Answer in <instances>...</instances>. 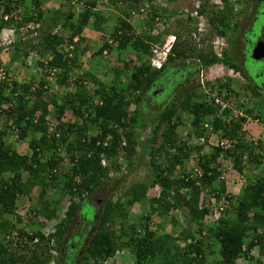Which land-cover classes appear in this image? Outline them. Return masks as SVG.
I'll list each match as a JSON object with an SVG mask.
<instances>
[{"label": "trees", "instance_id": "obj_1", "mask_svg": "<svg viewBox=\"0 0 264 264\" xmlns=\"http://www.w3.org/2000/svg\"><path fill=\"white\" fill-rule=\"evenodd\" d=\"M24 1H8L3 12L8 14L16 9L23 23L40 22L41 10L34 14L32 11L40 7L41 0H31L33 6L30 8L24 5ZM209 1L215 3L204 0L197 6L198 16L206 15ZM104 2L72 0L65 12H54L56 17L50 20V25H40L35 37L19 38L8 45L12 50L9 66L18 61L24 65L27 58H34L30 67H38L41 76L37 84H32L33 78L22 83L0 82V116L5 119L0 130V234L15 230L24 234L23 229L18 227L21 223V217L16 212L19 197H30L37 186L40 187V195L44 196L47 188H55L61 182V194L67 195L70 202L51 234L59 254L63 244L62 234L80 206L87 204L86 199L98 191L115 190V184H122L136 170L145 168L148 184H131L115 202L112 201V194L107 195L95 220L91 224L84 221L86 231L90 229L86 244L78 252L80 245L69 247L66 259H57L54 264H105L120 250H127L132 255L133 264H147L149 260L156 261V264H205L207 239L210 244L218 245V264H236L238 259L262 264L259 259L253 258L251 251L257 249L259 256L264 257V173L255 176L258 179L249 182L240 196L224 195L228 206L211 225L204 222V218L212 214L213 204H210L209 197L207 200L202 197L204 199L200 201L203 194H213L218 200L224 194L223 189L215 184L222 173L219 158L229 160L233 172L240 174L244 173L247 165L255 170L264 161L262 140L252 141L246 135L245 125L252 109L245 108L236 100L239 92L231 88V78L216 80L208 87L210 92L207 93L189 76L222 64L248 81V85L238 86V90H246L261 100L264 87L257 85L239 66L245 59L237 63L230 55L234 44L229 37L231 39V35L238 30L237 19L240 17L235 5L238 1L221 0V4H214L220 10L207 15L209 30L214 37L222 38L225 46H230L228 50L224 47L222 54L217 56L211 45L207 46L206 52L198 48L203 40L192 45L186 40L180 42L179 35L175 34L171 52L160 69L149 64L150 47L153 43L161 44L164 39L136 35L133 26L126 20L128 12H125V18L117 17L111 28L110 41L103 40L93 55L111 51L114 44L118 50L133 49L139 61L146 57L144 63L133 67L126 89L117 88L116 83L106 85L88 72L75 78L71 76L81 66L82 56L90 55L85 44L87 40L83 37L84 30L90 27L102 33L105 18L98 7L105 5ZM107 2L129 3L130 9L137 10L135 7L140 0ZM78 6L81 10L77 12L75 8ZM168 14L184 16L180 12ZM153 16L159 17L155 12ZM195 18L188 13L184 22L190 23ZM6 25L0 21V29ZM196 32L197 29L188 30L193 39L198 34ZM65 45H72V49L64 50ZM175 61H178L177 65L173 64ZM127 66L128 63H124V67ZM172 68L178 70L184 82L174 86L169 102L162 104V109L154 115L144 108L145 96H151L157 85L162 86L163 92V84ZM51 70L56 71L57 90L54 92L47 79ZM187 72L190 74L186 75ZM118 77L117 73L116 79ZM88 81L95 86L92 91L86 88ZM71 86L73 91L68 90ZM58 90L65 92L59 101L56 97ZM151 99H154L153 96ZM231 100H236V103L231 105ZM49 106L55 110L58 121L66 111L73 113L74 121L66 124L58 122L49 131L46 121L50 114ZM131 106L134 107L132 112L129 111ZM181 113L190 117L186 139L179 138L176 133L184 123ZM254 119L264 122V115L256 114ZM145 128H149L148 138L140 141L139 136ZM90 129L96 134L91 136ZM161 129L163 132L159 133ZM9 131L16 132L19 140L38 136L36 141L29 143L30 155L18 154L3 142ZM159 137L162 140L156 145ZM212 138H216L217 142L206 152L205 148ZM191 139L196 140L191 142ZM102 158L107 161L105 166L101 164ZM119 158L127 165L121 166ZM65 159L70 166L63 165L66 170L60 175V165ZM188 160L194 162L191 169L185 164ZM193 169L200 174L193 173ZM22 171L27 173L25 179L22 178ZM154 186L159 187V192L148 196L149 189ZM42 198L30 207L29 213L35 218L42 216L51 221L56 216L57 206L54 204L49 208L50 204ZM145 203L148 208L144 209L145 214L139 222L127 224L128 210ZM12 216L15 220L10 219ZM154 217L159 221H169L172 228L168 231H158V226L153 228ZM34 224L37 221L31 219L29 226ZM46 224L42 223L38 230L34 228L31 235H26L29 241L34 237L40 239L41 245L38 244L36 249L27 244L20 247L5 245L0 239V264H49L56 254L50 256L48 242L40 231ZM114 225H118L117 233L112 228ZM85 232L79 234L80 243Z\"/></svg>", "mask_w": 264, "mask_h": 264}, {"label": "rangeland", "instance_id": "obj_2", "mask_svg": "<svg viewBox=\"0 0 264 264\" xmlns=\"http://www.w3.org/2000/svg\"><path fill=\"white\" fill-rule=\"evenodd\" d=\"M72 0H41L40 7L34 8L32 13L34 14L38 10H41L42 12V19L39 22L40 25L43 26L44 23L46 24H51V19L56 17L54 12H65L69 6L71 5ZM204 1V0H203ZM202 0H149V4L145 2V0H140V3L136 4L137 10L130 9L129 7L131 6L129 3H119V2H114V3H109L107 0H105V5L99 6L98 9L102 11V14L104 15L105 18V23L103 25V30L101 32H95V33H90L87 34L84 38L87 40V46L89 47L90 50V55L85 54L82 56L80 59L81 66L75 70L73 76L74 78L76 76H81L82 73L88 72L92 76L96 77L98 80L103 82L106 85L116 83L117 88L119 89H126V84L128 83L129 77L131 72H133V67L140 65L141 63H144L146 57L143 58L142 61H139L136 57V53L133 49L130 47L125 48L124 50H118L115 48V45L113 44V47L111 51H104L101 55H93L95 51L98 50V48L101 46L100 44L103 43V40H108L110 41V34L112 32L111 28L113 27L117 17L120 18H125V12L130 13L128 17H126V20L131 23L134 29V33L136 35L142 36L143 34L149 35L152 32L158 33L157 35L160 36V40L163 41V39L166 36H175V34L179 35V40L180 42H184L183 40H186L189 44L195 45L196 42H200L203 40L200 45H198V48H202L204 52H206V48L208 45H211L213 47V42L216 40V36H213V32L209 30V23L207 22V15H213L214 12L219 11L220 8L219 6L217 7L214 5L215 3H208L206 6V15L201 16L199 18H195L192 22H184L185 16H173L169 15L168 12H175L178 14L179 12H188V13H193L197 6L200 3H203ZM212 1V0H211ZM217 1V0H213ZM213 4V5H212ZM24 5L27 6L28 8L32 7V1L31 0H25ZM236 5V4H235ZM133 6V5H132ZM237 8L239 9V5L237 4ZM263 8V7H262ZM166 10L165 13H163L161 10ZM75 10L78 12L80 11V6L75 8ZM133 11V12H132ZM264 11V8H263ZM156 13L159 15L158 18H153V13ZM196 16V15H195ZM197 17V16H196ZM44 20H48L47 22H44ZM45 25V24H44ZM264 27V23L260 22L257 26V29L255 30L256 32V37L262 33V28ZM243 28V30H247L248 28H245L243 26L240 27L239 32ZM87 29H90L88 27ZM191 29L192 31L194 29H197L196 32V37L193 39V36L188 33V30ZM91 30V29H90ZM94 31V30H93ZM241 33V32H240ZM84 34V32H83ZM264 34V33H262ZM152 35V34H151ZM232 38V35H231ZM233 39V38H232ZM247 39L250 40L249 43H246L242 41V43L245 45V47L242 46L241 42L238 43L239 38L236 36L234 37L233 40H231L232 44H234V49L231 47L230 52L232 55V59H236L237 63H240L239 60L244 58L245 63L243 66L244 71L248 73V76L251 77V79L257 84L262 86L264 84L263 78L264 77H258L256 78L257 75L264 74V64L262 65V61H256L253 60L250 57V53L248 51V47L250 44L255 45L256 44V38H252V36L248 35ZM92 42H91V41ZM241 40V39H240ZM90 41V43H89ZM234 42V43H233ZM226 43V42H225ZM238 43V45L236 44ZM152 46V44H151ZM230 46L228 45L226 50H228ZM151 48V47H150ZM64 50H70L72 49V45L67 46L65 45L63 47ZM8 51V50H7ZM11 54L12 50L8 52L1 53V59H0V64L1 67L5 70H8L10 76L9 79L11 81H16L17 83H22L23 79L25 81H30L31 78H33V83L32 84H37V80L40 78V70L38 67L33 66V68L30 67V65H25L29 61L31 62L30 64L33 63L34 58L30 60H26V63L23 65L21 61H18L17 64L14 62L12 65L10 64L9 61L11 59ZM243 54V55H242ZM178 61L173 62L174 65H177ZM124 63H128L127 68L124 67ZM20 64V65H19ZM16 65L15 67H13ZM242 66V63L241 65ZM177 68V67H176ZM27 72H30V76L28 77L25 75ZM118 73L119 77L116 79V74ZM174 73V74H173ZM190 74V72H187L186 75ZM26 76V77H23ZM191 77V81L194 82L195 84L200 85L204 90H206L207 93L210 92V86L211 84H214L216 80L220 79L222 81H225L227 77L231 78L230 86L232 89L236 90L239 92V96L236 99L238 102L243 103L245 105V108H251L252 109V114L248 117L247 123H246V132L247 136L249 139H252V141L261 139L262 142L264 143V122L257 121L254 119V116L256 114H259L261 117L264 115V90L261 91V100L257 98H254V96L246 91L239 89L238 86H243V85H248V81L245 80L240 73H237L228 67L224 65H214L210 66L207 69H204L200 72H193V74L189 75ZM73 77H71V80H73ZM166 78V77H165ZM184 82L182 80L181 74L178 73L177 69H170L168 73V77L166 78L164 82V90L162 92V86L157 85L153 91L151 92V96H153L154 99H151V96L146 95L145 96V103H144V108L149 109L148 111L151 112L152 114L156 115L161 109H162V104H167L170 100V95L173 91L174 86L177 83H182ZM209 87V88H208ZM263 87V86H262ZM71 89L68 88L69 91H73V87H70ZM87 90L92 91L95 86L90 83V81L87 82L86 86ZM55 90H52L54 92ZM63 90H58L57 91V100L59 101L65 94ZM62 92V93H61ZM162 92V93H160ZM157 94V95H156ZM155 96V97H154ZM236 100H231V105H234L236 103ZM259 101H262V103ZM134 107L131 106L129 108V111H133ZM49 110V115L47 116L46 121L48 120L49 123V131H52L54 126L57 125L58 122L62 123H72L74 121V115L71 111H66L64 116L60 119V121L57 120L55 110L53 109L52 106L48 107ZM182 120L184 123L179 126L176 130V133L178 137H182L183 139H186V135L189 132V123H190V117L184 113L182 115ZM10 122V121H9ZM92 128V127H90ZM90 134L91 136L95 135V130L90 129ZM163 129L160 130L159 133H162ZM7 137H11V141L13 142H18L19 137L16 132H7ZM38 136L35 137H28L27 139L24 140L26 143L25 149L29 148V143L30 141H36ZM147 140V139H146ZM162 138L159 137L157 140L158 145L161 142ZM196 139H191V142H195ZM216 138H212L209 141L208 147L205 148V151L207 152L209 150V146L215 145L216 144ZM154 145V148L156 147ZM264 149V146H263ZM31 152V150H30ZM136 158V157H135ZM221 162V176L219 177V180L216 181L217 187L221 190L223 189L224 194L223 195H230V196H235L238 197L242 193L244 187L249 183L252 182V180L258 179L257 176L258 174L261 175L264 173V161L262 166L251 169L250 165H247L244 173H237L233 172V168H231V163L229 160L223 161V159H220ZM121 164V166H126V162L122 159L118 160ZM223 161V162H222ZM188 165V168L194 165V162L192 161H186L185 163ZM69 167L70 163L68 162L67 159L63 160L62 164L60 165V175L61 172L65 171L66 169L63 168L62 166ZM145 168H140L136 170L134 173H132L125 182L119 185H114L113 186V191L111 189H108L106 192L98 191L95 192L94 195L88 197L86 200L90 202L91 204H85L81 205L78 211L76 212L73 221L68 225V228L63 232L62 237H61V242H63L61 250H62V255H57L56 258L54 259L55 261L57 259L64 260L67 257V251L69 247L71 246H79L80 247L77 249V252L81 250L83 245L86 244L88 240V233L90 229L86 231L87 224H91L97 215H99V212L102 208V203L105 201L106 196L109 194H112V201L115 202L119 198L122 197L123 192L125 191L126 188H128L131 184L137 183V182H145L148 184V176L147 172L144 170ZM191 169V168H190ZM27 173L22 171V178H26ZM61 182H58L55 188H47L46 193L44 196L40 195V187L37 186L33 189V191L30 194V197H26V199L22 198L19 199V206L21 204H24V209L25 208H30L34 204H38L40 199L42 198L43 200L47 201L52 207L54 204L57 206V213L56 216L51 220L49 224L46 225V227H50V225L54 226L56 223H58L64 216V212L67 209V206L69 205L70 198L67 195L61 194L60 188H61ZM157 190L155 189H149L148 196H152L153 194H156ZM41 197V198H40ZM207 200L209 195H202L201 200L204 198ZM78 199H76V202ZM148 205L145 203L144 205H134L128 210V219H127V224L130 223H138L139 219L141 216L145 214V210L147 209ZM80 212V213H79ZM81 215V217L79 216ZM232 217V215H231ZM11 220H15V218L12 216L10 217ZM44 217L39 216L37 218V224H34L32 226H29L27 224L25 227H28L29 231H33L34 228L35 230H38L42 225ZM45 220V219H44ZM86 221L87 224L84 222ZM84 222V223H83ZM209 223H211L209 221ZM22 220L20 225L18 227L23 228L22 225ZM40 224V225H39ZM153 228H159L158 231H168L170 230L171 223L169 221H159L155 217L152 220ZM161 225V226H160ZM112 228L114 230L118 231V225H114ZM20 229V228H19ZM24 229V228H23ZM86 231V232H85ZM81 232H85L86 234L82 236L81 243L79 241V234ZM0 239H2V234H0ZM207 247L204 249V253L206 255V262L205 264H218L219 260V255H218V245L217 244H210V240L207 239ZM72 248V247H71ZM70 252H72L70 250ZM39 254V252H38ZM251 255L253 256L254 259H259L262 264H264V257L259 256L257 249H253L251 251ZM74 260L75 257H73ZM55 263V262H54ZM59 264V263H58ZM105 264H133L132 262V255L128 253L127 250H120L118 251L115 256L108 261L105 262ZM147 264H156V261H151L149 260ZM236 264H254L252 261L251 262H245L243 259H238Z\"/></svg>", "mask_w": 264, "mask_h": 264}, {"label": "built area", "instance_id": "obj_3", "mask_svg": "<svg viewBox=\"0 0 264 264\" xmlns=\"http://www.w3.org/2000/svg\"><path fill=\"white\" fill-rule=\"evenodd\" d=\"M8 1L11 0H0V21L7 23L8 25L3 26L0 29V48L1 52H8L9 51V46L10 44L14 43L15 41L21 39H29V37H35L36 36V29L39 28L40 23H35V22H28V23H23L22 18L19 15V10H12L8 14L4 13V6L8 3ZM215 3L221 4V0L214 1ZM237 5V3H235ZM13 5V4H12ZM192 15H197L196 11L192 13ZM152 35H157L158 33H151ZM175 41L174 36H168L164 39V41L161 44H156L152 45L150 52V58H149V64L152 68L155 69H160L163 65V63L166 61L168 55L171 52L173 43ZM224 40L222 38H218V40L215 42V53L217 56L221 55L222 48L224 47ZM8 50V51H7ZM55 70L50 71V75H48V80L51 82V86H54L55 83ZM10 74L6 73L3 68L0 67V82L6 81L10 83L9 79ZM149 128H145L144 131L141 132L139 139L141 141H145L147 139ZM105 145V143H104ZM122 145H125L122 143ZM222 145V144H221ZM102 164H104V161H102ZM199 171L197 169H193V173ZM157 190V193L159 192V187L154 186V188ZM220 199H216L215 195L210 194L209 196V201L210 204H213V212L211 215L206 216L204 218V221H215L222 212L225 211V209L228 206V201L224 198V195H221L219 197ZM17 215L21 217L22 220V225H23V231L24 234H19L18 231H11L7 234H3L2 241L5 245H11L13 247H20L22 245H29L31 248H37L36 246L38 244L41 245L40 239L38 237H34L31 241H29L26 237V235H31L32 231L28 230V227H25L27 224H29V221L31 219L37 220V217L35 218L34 214H30V208H25L24 209V204L21 206H18L17 210ZM39 217V216H38ZM46 221L43 219L42 223H45ZM41 233L45 239L46 242H48L49 245V250L48 253L50 254L51 257H54L55 255V239L51 237V234L54 233L55 229L51 228L49 229L48 227L44 226L41 228ZM43 244V243H42Z\"/></svg>", "mask_w": 264, "mask_h": 264}, {"label": "flooded vegetation", "instance_id": "obj_4", "mask_svg": "<svg viewBox=\"0 0 264 264\" xmlns=\"http://www.w3.org/2000/svg\"><path fill=\"white\" fill-rule=\"evenodd\" d=\"M237 1L239 2V4H238V2H236V3L239 5L238 12H239L240 17L237 19L238 30L234 33L232 38L234 39V37L236 36L237 38H239V41L241 39V42L246 41V43H249L250 40L247 39V37H248V35L249 36L251 35L252 38H256V43L257 42H264V34H262V33H264V27L262 28V33L260 35H258L257 37H256V32H255L258 24L260 22L264 23V11H263L264 0H237ZM241 26L248 28V29L243 30V28H241V30H240L241 33H240L239 29ZM232 38L230 39V37H229V40H233ZM241 44L243 47H245V45L243 43H241ZM254 46L255 45L250 44L249 48H251V50H252V48ZM224 47L226 48L227 46H225V44H224ZM251 50L250 49L248 50L250 54H251ZM244 63H245V60H244V62H242V68L244 66ZM261 63L263 65V62H261ZM261 75H262V77H264L263 73ZM259 76H256V77L258 78ZM262 86L264 87V84H262ZM59 255H62V250L60 251Z\"/></svg>", "mask_w": 264, "mask_h": 264}, {"label": "crops", "instance_id": "obj_5", "mask_svg": "<svg viewBox=\"0 0 264 264\" xmlns=\"http://www.w3.org/2000/svg\"><path fill=\"white\" fill-rule=\"evenodd\" d=\"M90 33H95V31H93V30H90V29H85L84 30V36L85 37H87L88 38V36H86L87 34H90ZM160 37L159 35H155V37ZM91 41V40H90ZM90 41H89V43H90ZM92 42V41H91ZM154 44H159V43H153L152 45H154ZM101 45V44H100ZM16 64H17V62H15ZM16 65H14V67H15ZM25 75H27L28 77L30 76V73L28 74V73H26ZM23 77H26V76H23ZM24 80V79H23ZM25 81V80H24ZM4 121H5V119L2 117V116H0V130L3 128V126H4ZM3 142L6 144V145H10L11 147H12V149H14L18 154H26V155H30V150L27 148V150L25 149V146H26V143L24 142V140H18V142H12L11 141V137H7V135L6 136H4L3 137ZM26 141V140H25Z\"/></svg>", "mask_w": 264, "mask_h": 264}, {"label": "clouds", "instance_id": "obj_6", "mask_svg": "<svg viewBox=\"0 0 264 264\" xmlns=\"http://www.w3.org/2000/svg\"><path fill=\"white\" fill-rule=\"evenodd\" d=\"M195 11H196V10H195ZM195 11H194V12H195ZM180 13H181L182 15H184V16H185L186 14H188V12H185V11H184V12H180ZM196 16H197V18L201 17V16H198V15H196ZM149 35H151V34H149ZM151 36H155V35H151ZM218 38H220V37H217V36H216V40H215V41L213 42V44H212V45H213L212 48H213V51H214V52L216 51V50H215V42L218 40ZM223 49H224V47L222 48V51H223ZM9 51H11V50H9ZM215 54H216V53H215ZM221 54H222V52H221ZM0 56H2L1 53H0ZM26 60H30V59L27 58ZM25 63H26V61H25ZM30 63H31V62L29 61V62L27 63V65L29 66ZM0 67H1V66H0ZM1 68H2V67H1ZM4 70H5V69H4ZM55 79H56V76H55L54 80H55ZM10 82H11V81H10ZM53 90H55V91L57 90V85H55V83H54V86H53ZM4 107H6V106H4ZM147 138H148V137H147ZM139 140H140V139H139ZM140 141H141V140H140ZM119 159H121V158H119ZM122 160H123V159H122ZM102 161H104V164H102ZM101 164H102L103 166H105V165L107 164V161H106L104 158H102V159H101ZM59 171H60V169H59ZM23 172H24V171H23ZM21 174H22V172H21ZM102 192H103V191H102ZM93 195H94V194H93ZM91 196H92V195H91ZM89 197H90V196H89ZM19 199H22V198L19 197ZM24 199H26V196L24 197ZM18 201H19V200H18ZM86 202H87L88 204H91V203L88 202V201H86ZM18 206H19V203H18V205H17V208H18ZM45 221H46V219H45ZM46 222H47V224H49L51 221H46ZM204 222H205V221H204ZM210 222H211V223H209V221H207L206 223H208V224H210V225H211L212 223H214V221H210ZM47 224H46V225H47ZM41 225H42V224H41ZM46 225H44V226H46ZM48 228L51 229V228H54V226L50 225V227H48ZM54 229H55V228H54ZM54 232H55V231H54ZM2 239H3V237H2ZM55 246H56V245H55ZM55 254H56V256L58 255V252H57V250H56V247H55ZM54 256H55V255H54ZM56 256H55V257H56ZM55 257H54L53 259H52V258L50 259L49 264H54V262H55V260H54Z\"/></svg>", "mask_w": 264, "mask_h": 264}, {"label": "water", "instance_id": "obj_7", "mask_svg": "<svg viewBox=\"0 0 264 264\" xmlns=\"http://www.w3.org/2000/svg\"><path fill=\"white\" fill-rule=\"evenodd\" d=\"M250 57L256 61H262L264 64V42H257L251 50Z\"/></svg>", "mask_w": 264, "mask_h": 264}, {"label": "bare ground", "instance_id": "obj_8", "mask_svg": "<svg viewBox=\"0 0 264 264\" xmlns=\"http://www.w3.org/2000/svg\"><path fill=\"white\" fill-rule=\"evenodd\" d=\"M169 36H171V35H169ZM166 37H168V36H166ZM166 37H165V38H166ZM165 38H164V39H165Z\"/></svg>", "mask_w": 264, "mask_h": 264}]
</instances>
